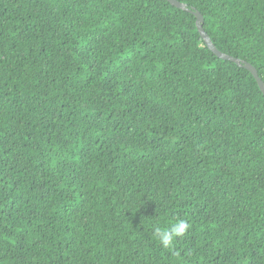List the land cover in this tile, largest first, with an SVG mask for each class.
<instances>
[{"label":"trees","instance_id":"obj_1","mask_svg":"<svg viewBox=\"0 0 264 264\" xmlns=\"http://www.w3.org/2000/svg\"><path fill=\"white\" fill-rule=\"evenodd\" d=\"M178 1L264 82V0ZM0 264H264V95L191 12L0 0Z\"/></svg>","mask_w":264,"mask_h":264},{"label":"water","instance_id":"obj_2","mask_svg":"<svg viewBox=\"0 0 264 264\" xmlns=\"http://www.w3.org/2000/svg\"><path fill=\"white\" fill-rule=\"evenodd\" d=\"M166 1L169 2L174 7H177L179 9H183V10L191 12L195 16V25L197 27V30H198L200 36L202 37L205 45L209 48V50L212 51L218 58L231 61V62L235 63L236 65L247 69L251 73L253 78L256 80V83H257L260 91L264 95V82L259 77L255 67L247 61L233 57L229 54L223 53L220 50H218L214 46L211 39L209 38V36L207 35V33L204 31V29L202 27L203 17L199 13V11H197L195 8H191V9L187 8L185 3L180 2L178 0H166Z\"/></svg>","mask_w":264,"mask_h":264},{"label":"clouds","instance_id":"obj_3","mask_svg":"<svg viewBox=\"0 0 264 264\" xmlns=\"http://www.w3.org/2000/svg\"><path fill=\"white\" fill-rule=\"evenodd\" d=\"M191 228V224L185 219L177 218L160 226L159 221L154 224V238L158 240L161 247L170 249L178 237L185 236Z\"/></svg>","mask_w":264,"mask_h":264}]
</instances>
